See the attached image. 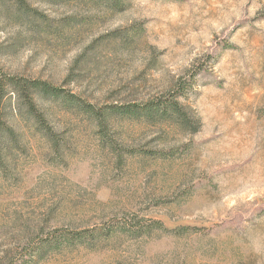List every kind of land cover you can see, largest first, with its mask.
I'll return each instance as SVG.
<instances>
[{"label": "rangeland", "instance_id": "obj_1", "mask_svg": "<svg viewBox=\"0 0 264 264\" xmlns=\"http://www.w3.org/2000/svg\"><path fill=\"white\" fill-rule=\"evenodd\" d=\"M122 2L0 0V79L44 81L97 108L181 81L199 128L117 117L116 154L86 115L35 98L54 147L5 84L0 112L18 142L0 167V264H264V0ZM152 221L167 232L35 254L56 229Z\"/></svg>", "mask_w": 264, "mask_h": 264}, {"label": "trees", "instance_id": "obj_2", "mask_svg": "<svg viewBox=\"0 0 264 264\" xmlns=\"http://www.w3.org/2000/svg\"><path fill=\"white\" fill-rule=\"evenodd\" d=\"M90 3L103 4L109 11H121L124 8L122 0H87ZM214 62V61H213ZM193 76H191V79ZM5 80V81H4ZM191 80H188V84ZM0 90V108L2 101L6 98V92L3 91V86L8 84L13 90L12 92L17 96V99L22 102L27 114L34 120L35 127L38 132L48 140L54 147L58 146L57 134L49 125L44 113L37 110L35 105V98H49L52 100H62L67 105V108H75L81 114H84L92 121L97 128V134L103 145L111 148V150L120 154L116 145L109 139L108 129L112 124V120L120 117L135 121H143L147 124H172L181 131L193 134L199 128V122L190 117L184 108L180 105L179 99L184 96V83L179 81V84L174 89L165 94L149 99L144 103H128L125 105H106L102 108H97L94 105L86 102L79 96L65 92L60 88H56L47 82L39 80H27L9 76L1 75ZM196 125V127H195ZM15 142L18 140L16 134L11 126H9L3 113L0 112V167L5 168V160L8 158L9 145L7 142ZM9 142V143H10ZM143 154H157L164 157L163 153H151V151H143ZM136 228V227H135ZM133 229H126L116 224L109 223L99 228L83 229L76 231H68L63 229L54 230L53 237H49L45 241H41L36 245V255H40L43 249L52 246L54 250H59L63 246H71L74 244L91 246L95 240L108 239L116 236L118 233H126L130 237L138 238L143 235H148L150 230H160L167 232L164 225L160 221H152L149 227L141 229L140 227Z\"/></svg>", "mask_w": 264, "mask_h": 264}]
</instances>
